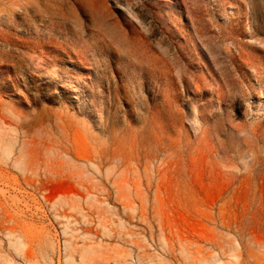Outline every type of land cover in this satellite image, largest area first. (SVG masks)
Instances as JSON below:
<instances>
[{
	"label": "rangeland",
	"instance_id": "rangeland-1",
	"mask_svg": "<svg viewBox=\"0 0 264 264\" xmlns=\"http://www.w3.org/2000/svg\"><path fill=\"white\" fill-rule=\"evenodd\" d=\"M0 264H264V0H0Z\"/></svg>",
	"mask_w": 264,
	"mask_h": 264
}]
</instances>
